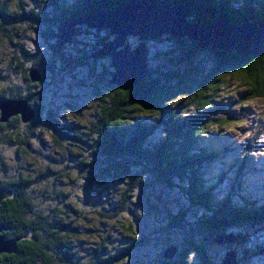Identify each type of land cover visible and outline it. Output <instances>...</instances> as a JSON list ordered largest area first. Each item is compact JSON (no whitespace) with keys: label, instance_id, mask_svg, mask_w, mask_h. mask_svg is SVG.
Listing matches in <instances>:
<instances>
[{"label":"trees","instance_id":"16d2710c","mask_svg":"<svg viewBox=\"0 0 264 264\" xmlns=\"http://www.w3.org/2000/svg\"><path fill=\"white\" fill-rule=\"evenodd\" d=\"M128 1L51 0L46 6H39L37 12H24L17 6L15 9L18 11H13L10 3H14V0H0V38L10 41L13 37L17 38L11 36L10 30L23 23L42 25L46 33L50 32L55 37L56 32L53 33L52 28H57L58 33L63 19L79 18L91 10L113 11ZM163 1L175 6H190V20L206 26L222 20V16L226 17V22L240 25L264 17V0ZM81 30L77 28V36H80ZM104 38L97 40L95 50L100 49ZM166 40L174 47L170 56L178 57L175 68L162 75L150 68L148 76L129 92H121L109 84L112 72L109 62L103 72V84L110 89V94L105 98L98 95L102 104L101 117L91 128H87V134H81V137L70 135L66 131L67 127L60 125L57 118L51 115L41 127L46 129L53 145L58 146L65 140L85 147L78 144L77 152L70 151L67 156L78 160L79 167L74 168L76 171L89 172L88 179L83 181L87 190L94 187L92 193L98 201H110L107 203L108 208L107 204L99 207L97 217L107 222L116 221L124 213L133 211L130 204L137 195L143 194L150 206L151 195L157 188L176 191L185 198L187 209L175 216L167 214V230L163 227L159 229L161 232L183 234L184 247H177V255L171 261H165L163 257L162 264H193L191 254L197 256L198 264H218L213 263L208 255L209 249L214 247L212 240L219 235H226L234 227L241 231L246 226L264 225V206L256 208L247 205V202L234 205V191L218 200L216 187L208 186V181L204 179L202 169L218 161L222 154L210 141L205 140L212 127L223 128L218 120L211 118L217 113L212 108L213 100L220 90L225 89L219 78L227 76H237L243 81L247 87L245 102L264 99V56L245 57L237 51L211 50L186 39L179 41L167 37ZM76 43L78 40L75 37L70 45ZM55 45L51 46L52 55L58 57L61 64H67L71 57L66 56L63 50L66 58L62 60ZM21 55L25 63L30 65L20 73L22 80L31 88H38L45 83L46 67L26 47L22 48ZM208 65L212 68L206 73L204 69ZM33 67H37L43 76L42 83L37 85L29 81L28 72ZM4 93H0V99L8 100L6 96L24 99L32 107L41 99L40 93L34 91L25 94ZM190 111L193 113L190 114ZM41 112L42 108H39L38 117L26 126L22 125L19 118L18 122H14V130L17 136H21L20 139L9 137L11 121L0 124V188L12 192V196L0 205V224L10 228L5 232L7 239L20 240L17 252L14 255H1L0 264H77L78 258L68 244L69 237L77 232L74 226L76 218L73 219L75 210L69 204V196L57 192L54 187V196L46 198L44 193L38 197L33 195V188L59 181V172L51 166L53 156H48L49 164L33 179L26 176L29 171L23 165L16 166L11 175L1 153L2 149L17 145L24 150L23 155L31 157L32 141H35L34 132L41 120ZM10 159L17 163L22 157L15 151ZM105 182L124 187L116 202L113 196H101L99 191ZM193 211L201 215L190 218L189 214ZM92 215H88L89 221ZM158 231L151 229L149 236L134 239L135 243L127 246L123 255L140 252L143 247L149 246L152 235L155 237L154 234L160 233ZM237 243H244L240 234ZM227 248L231 250V246ZM120 253L109 252L108 243L101 241L94 248V258L89 264H120L124 259ZM245 257L250 259L253 252L245 254ZM240 262L238 260V264Z\"/></svg>","mask_w":264,"mask_h":264},{"label":"rangeland","instance_id":"374dc122","mask_svg":"<svg viewBox=\"0 0 264 264\" xmlns=\"http://www.w3.org/2000/svg\"><path fill=\"white\" fill-rule=\"evenodd\" d=\"M50 1L14 0V3L10 5L13 11H18L15 9L17 6L24 12H37L39 6H46ZM222 19H225V16H222ZM189 22L192 21L189 20ZM79 28L82 30L80 36L76 34L78 44L64 49L66 56L71 57L67 64H61L59 58L52 55L51 46H54L58 39L53 37L52 33H46L42 25L23 23L10 30L11 36H17V38L13 37L11 41L8 38H0V92H8L7 88L10 87L19 92L24 91L25 82L20 73L28 69L30 65L25 63L21 55L23 47L34 53L47 70L45 83L34 90L41 93L42 100L39 106L42 107V112L41 120L34 132L35 141H32L31 157L23 155L24 150L17 145L14 148L22 157L20 162L16 163L10 159L15 154L14 148L2 149L1 153L5 157L11 175L15 172L16 166L23 165L29 171L26 176L33 179L49 164L48 156H53L55 160L53 159L51 166L54 171L59 172V181L43 183L33 188V195L38 197L44 193L46 198L54 196L52 193L54 187L57 192H63L64 195L69 196V204L75 210L73 219L76 218L74 226L77 232H73V236L69 237L68 244L78 258L77 264L92 262L94 248L101 241L108 243L109 252H121L120 257L124 259L120 264H162L167 248L184 247L183 234L161 232L159 228L163 227L167 230V214L174 215L186 211L185 198L176 191L157 188L151 195L150 206L143 194H139L130 204L132 212L124 213L116 221L101 220L96 215L97 210L110 201H98L92 193L94 187L87 190L86 183L83 181L89 176V172L87 174L76 171L74 168L79 167L78 160L67 156L70 151L77 152L79 143L62 140L58 146L53 145L46 129L41 127L51 115L57 118L60 125L67 127L66 131L70 135L81 137V134H87V128H91L101 117L102 104L97 98L98 95L105 98L110 94V89L103 84L105 80L103 72L111 60H94L92 55L97 51L95 50L97 40L108 35L109 40H113L115 36H110L109 31L104 29H91L86 26ZM52 30L53 33H57V28ZM166 38L146 42L149 51V67L157 70L161 75L175 68L174 65L178 63V57L170 56L174 47L167 42ZM140 43L137 37L127 40V44L133 49ZM181 67L185 68L184 65ZM211 68L212 66L208 65L204 71L208 73ZM219 80L225 85V89L220 90L217 98L213 100L212 108L217 113L211 118L218 120L223 128L212 127L208 134H205V140L210 141L222 154L218 161L206 165L202 173L204 179L208 181V186L216 187L218 200L226 198L234 191L232 200L234 205L247 202L249 206L260 208L264 206V99L245 102L247 87L237 76L221 77ZM191 113L193 112L190 111ZM81 146L85 149L83 145ZM123 190L122 185L105 182L99 192L103 198L113 196L116 202ZM106 207L108 208V204ZM92 213V219L89 221L88 215ZM199 215H201L200 212L193 211L189 217L195 218ZM146 226L154 232L159 230L160 233L154 234L155 237L152 235L150 245L143 247L140 252L124 256L126 251L122 253L123 250L134 242V239L149 236L151 229H147ZM237 233L240 234L244 243L238 244L237 240L229 245L231 250L237 253V261H241V264H264V253H262L264 252V225L246 226L241 231L234 227L229 229L226 236L231 235L238 239ZM227 252H229L227 246L214 245L209 249L208 255L213 263L219 264ZM246 252L248 255L249 252H253V257L250 259L245 257ZM191 260L193 264H198L196 255L191 254ZM165 261L171 260L165 259Z\"/></svg>","mask_w":264,"mask_h":264},{"label":"water","instance_id":"95a60500","mask_svg":"<svg viewBox=\"0 0 264 264\" xmlns=\"http://www.w3.org/2000/svg\"><path fill=\"white\" fill-rule=\"evenodd\" d=\"M191 15L192 10L188 5L175 6L163 0H130L113 11L91 10L79 18L63 20L55 35L58 39L55 49L64 60L66 56L63 50L74 42L77 28L86 26L108 30L110 36H115L114 39L109 40V35L106 36L92 58L111 60L113 72L110 74L109 84L121 92H129L148 76V40L157 41L164 37L179 41L186 39L211 50H236L245 57L264 56V18L257 23L229 25L225 22V17L206 26L189 22ZM136 37L141 43L133 49L127 44V40ZM28 76L32 85L43 81L37 67L31 68ZM17 116L23 125H28L35 120L36 111L27 100L0 99V124H8ZM11 196L10 190L0 188V205ZM9 230V227L0 224V256L14 255L17 252V243L20 240L7 239L5 232ZM237 240L231 235H219L212 243L229 246ZM176 255L177 247L171 246L166 249L164 259L173 260ZM221 264H238L237 253L233 250L227 252Z\"/></svg>","mask_w":264,"mask_h":264},{"label":"flooded vegetation","instance_id":"af4514ba","mask_svg":"<svg viewBox=\"0 0 264 264\" xmlns=\"http://www.w3.org/2000/svg\"><path fill=\"white\" fill-rule=\"evenodd\" d=\"M21 64V63H20ZM24 91H21L22 93H28V91H34V90H36V89H39L40 87H41V85L38 87V88H31L30 87V85L28 84V83H24ZM7 90H8V93H4V94H16V92H19V91H17L16 89H14V88H7ZM34 92H38V91H34ZM1 93V92H0ZM40 93V92H39ZM1 96V95H0ZM40 96H41V93H40ZM7 98H8V100L9 99H13V98H11V97H9V96H6ZM41 100H42V96H41V99L39 100V102H37L36 104H34L33 105V108L35 109V111H36V118L38 117V115H37V112H38V110H39V108H42V107H40L39 106V103L41 102ZM28 102V101H27ZM32 107V106H31ZM18 118H19V120L21 121V119H20V117L19 116H17V117H14V118H12L10 121H11V125H12V128H13V130H12V128H9V137L11 138V139H20L21 138V136H17L18 134H17V131H15L14 129V122H18L17 120H18ZM9 121V122H10ZM22 123V122H21ZM23 125V124H22ZM24 126H26V125H24Z\"/></svg>","mask_w":264,"mask_h":264},{"label":"bare ground","instance_id":"6f19581e","mask_svg":"<svg viewBox=\"0 0 264 264\" xmlns=\"http://www.w3.org/2000/svg\"><path fill=\"white\" fill-rule=\"evenodd\" d=\"M234 7H235V5H234ZM264 18V17H263ZM263 18H261L260 20H262ZM226 22V21H225ZM257 22H259V20L258 21H256V22H254V21H252V22H249V23H257ZM226 23H228L229 25H234L233 23H231L230 21H227ZM248 23V24H249ZM237 25H239V24H237ZM230 51H236V50H230ZM225 52H229V51H225ZM238 52V51H237ZM239 54V53H238Z\"/></svg>","mask_w":264,"mask_h":264}]
</instances>
